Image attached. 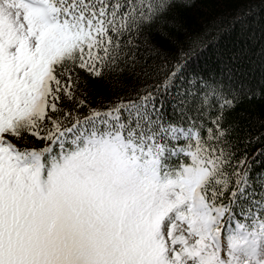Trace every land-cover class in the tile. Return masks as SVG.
<instances>
[{
	"label": "snow or ice",
	"instance_id": "snow-or-ice-1",
	"mask_svg": "<svg viewBox=\"0 0 264 264\" xmlns=\"http://www.w3.org/2000/svg\"><path fill=\"white\" fill-rule=\"evenodd\" d=\"M172 3L0 0V264H264V169L222 126L241 90L184 74L198 38L148 65ZM137 67L151 83L90 106Z\"/></svg>",
	"mask_w": 264,
	"mask_h": 264
},
{
	"label": "trees",
	"instance_id": "trees-1",
	"mask_svg": "<svg viewBox=\"0 0 264 264\" xmlns=\"http://www.w3.org/2000/svg\"><path fill=\"white\" fill-rule=\"evenodd\" d=\"M192 38H198L203 47L188 59L184 74L198 75L209 85L215 82L225 94L241 90L236 106L224 112L222 126L235 129L234 162L246 154L256 171L264 169V154L256 155L264 153V0H173L163 20L142 36L147 50L154 47L159 53L148 58L150 69L161 65L170 68L181 50L189 49ZM151 82L144 80L139 67L110 77V82L92 79L87 100L91 107L103 108ZM252 92L256 95L249 98ZM213 103L210 97L202 118L208 120V127L218 111ZM248 138L251 143L245 142ZM29 140L42 143L32 137Z\"/></svg>",
	"mask_w": 264,
	"mask_h": 264
}]
</instances>
